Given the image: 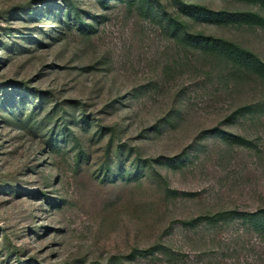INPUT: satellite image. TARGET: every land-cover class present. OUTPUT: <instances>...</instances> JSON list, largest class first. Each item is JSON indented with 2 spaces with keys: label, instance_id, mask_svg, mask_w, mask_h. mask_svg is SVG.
Here are the masks:
<instances>
[{
  "label": "rangeland",
  "instance_id": "rangeland-1",
  "mask_svg": "<svg viewBox=\"0 0 264 264\" xmlns=\"http://www.w3.org/2000/svg\"><path fill=\"white\" fill-rule=\"evenodd\" d=\"M260 64L264 0H0V264H264Z\"/></svg>",
  "mask_w": 264,
  "mask_h": 264
},
{
  "label": "trees",
  "instance_id": "trees-1",
  "mask_svg": "<svg viewBox=\"0 0 264 264\" xmlns=\"http://www.w3.org/2000/svg\"><path fill=\"white\" fill-rule=\"evenodd\" d=\"M199 8H197L198 10ZM206 13V12H205ZM207 15V13H206ZM217 16V15H215ZM215 16H207V18H203L204 20H211V18L215 17ZM250 17H255L256 15H249ZM216 48H220L219 50L222 51L226 56L230 57L231 59L234 60V62L236 63H242V64H248L249 61H251V59H249L247 57V55L249 54L248 51H246L245 49L241 48L240 46L230 43V42H226V41H220V45H215ZM251 58V57H250ZM261 67H264L263 64H260ZM258 72L259 69H256Z\"/></svg>",
  "mask_w": 264,
  "mask_h": 264
}]
</instances>
